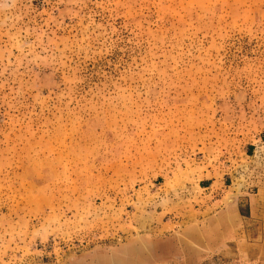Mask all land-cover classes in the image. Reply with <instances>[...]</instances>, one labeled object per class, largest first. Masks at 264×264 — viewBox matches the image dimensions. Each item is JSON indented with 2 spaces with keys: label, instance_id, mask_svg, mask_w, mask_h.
<instances>
[{
  "label": "rangeland",
  "instance_id": "rangeland-1",
  "mask_svg": "<svg viewBox=\"0 0 264 264\" xmlns=\"http://www.w3.org/2000/svg\"><path fill=\"white\" fill-rule=\"evenodd\" d=\"M247 245L264 0H0V264H246Z\"/></svg>",
  "mask_w": 264,
  "mask_h": 264
},
{
  "label": "crops",
  "instance_id": "crops-1",
  "mask_svg": "<svg viewBox=\"0 0 264 264\" xmlns=\"http://www.w3.org/2000/svg\"><path fill=\"white\" fill-rule=\"evenodd\" d=\"M216 220H220L223 222V226H224L223 229H224V233H225L224 238L225 239L227 237L233 238V236L238 233L237 230H239L241 225H243V219L241 217H239V218H235L234 216L231 217V216H229V213H225V214L221 215ZM231 222H234V223H231ZM240 235H241V233L238 234V237H240ZM254 247L257 248L258 245L257 246H250V248L247 245L245 250L241 251V253H245V255H243L244 256L243 258L241 256L239 257L241 259L240 261H243V262L245 261L246 264H251V263L264 264V249L262 252H260L258 250H250V249H254Z\"/></svg>",
  "mask_w": 264,
  "mask_h": 264
}]
</instances>
